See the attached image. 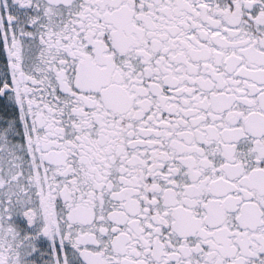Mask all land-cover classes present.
I'll list each match as a JSON object with an SVG mask.
<instances>
[{
    "label": "snow or ice",
    "instance_id": "obj_1",
    "mask_svg": "<svg viewBox=\"0 0 264 264\" xmlns=\"http://www.w3.org/2000/svg\"><path fill=\"white\" fill-rule=\"evenodd\" d=\"M0 264H264V0H0Z\"/></svg>",
    "mask_w": 264,
    "mask_h": 264
}]
</instances>
